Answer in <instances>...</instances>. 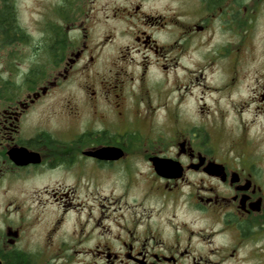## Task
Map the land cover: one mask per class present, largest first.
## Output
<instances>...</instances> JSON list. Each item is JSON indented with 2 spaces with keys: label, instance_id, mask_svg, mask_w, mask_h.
I'll return each mask as SVG.
<instances>
[{
  "label": "flooded vegetation",
  "instance_id": "1",
  "mask_svg": "<svg viewBox=\"0 0 264 264\" xmlns=\"http://www.w3.org/2000/svg\"><path fill=\"white\" fill-rule=\"evenodd\" d=\"M17 1L0 0V264H264V0H56L37 88Z\"/></svg>",
  "mask_w": 264,
  "mask_h": 264
},
{
  "label": "rangeland",
  "instance_id": "2",
  "mask_svg": "<svg viewBox=\"0 0 264 264\" xmlns=\"http://www.w3.org/2000/svg\"><path fill=\"white\" fill-rule=\"evenodd\" d=\"M56 0H18V16L19 19L24 27L30 32V34L34 37V74H35V81H39L37 84L34 85V88H37L39 85L44 83V77L46 74H49L54 67L50 66L47 62V55L43 52H39L35 46L36 40L41 37L43 31L52 30L53 26L50 25V17L52 16V6L55 4ZM120 1V0H119ZM159 5L170 6V8L174 7V2L170 3V0H152ZM63 7H60L59 10L62 12ZM166 9H169L166 7ZM99 34V32H96ZM48 46V45H47ZM39 53H38V52ZM25 52L26 54H24ZM23 55L25 57L21 60L22 64L20 69H25L29 64V56L28 52H26L25 48L22 49ZM3 56V52L0 50V61ZM2 67H0L1 69ZM3 70V68L1 69ZM2 71H0L1 73ZM44 78V79H43ZM78 89L77 85L75 87H63L55 89V92L52 94L56 96V98L64 97L68 95L69 91H73ZM28 184V183H27ZM26 184V185H27ZM80 186H83L80 184ZM19 189V188H18ZM16 194L20 196L19 190L16 191ZM81 197L84 195L82 194L81 190L78 193ZM2 210V209H1ZM30 211H26L28 213ZM51 217V210L47 211L44 215V220L47 221ZM43 219V216L41 217ZM28 236L32 237V230H28ZM38 235L34 234V238H37ZM78 264V263H72Z\"/></svg>",
  "mask_w": 264,
  "mask_h": 264
},
{
  "label": "trees",
  "instance_id": "3",
  "mask_svg": "<svg viewBox=\"0 0 264 264\" xmlns=\"http://www.w3.org/2000/svg\"><path fill=\"white\" fill-rule=\"evenodd\" d=\"M38 82H39V81H37V82L35 81V74H34V84H37Z\"/></svg>",
  "mask_w": 264,
  "mask_h": 264
},
{
  "label": "water",
  "instance_id": "4",
  "mask_svg": "<svg viewBox=\"0 0 264 264\" xmlns=\"http://www.w3.org/2000/svg\"><path fill=\"white\" fill-rule=\"evenodd\" d=\"M101 150H99L97 153H95V154H98L99 152H100ZM100 154V153H99Z\"/></svg>",
  "mask_w": 264,
  "mask_h": 264
}]
</instances>
